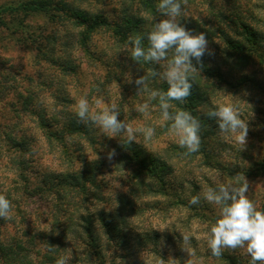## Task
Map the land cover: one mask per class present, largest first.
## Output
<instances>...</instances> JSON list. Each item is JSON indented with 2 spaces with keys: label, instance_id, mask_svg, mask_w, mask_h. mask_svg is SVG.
I'll list each match as a JSON object with an SVG mask.
<instances>
[{
  "label": "rangeland",
  "instance_id": "obj_1",
  "mask_svg": "<svg viewBox=\"0 0 264 264\" xmlns=\"http://www.w3.org/2000/svg\"><path fill=\"white\" fill-rule=\"evenodd\" d=\"M30 1L33 0H0V6ZM231 1H236L235 5L242 8L250 3L248 0H187L186 4H181V15L200 20L203 30H210L213 23L219 22L229 33L231 27L226 19ZM72 2L84 14H103L112 20L119 19L125 7L122 0ZM255 12L264 19L263 9L258 8ZM15 14L17 18L6 17L10 29L0 26V129L18 120L12 125V131L16 136L26 135L22 140L27 141L28 147L19 155L24 160L23 174L30 188L40 185L46 173L54 180L55 172L79 167L81 160L96 161L93 168L96 185H87L88 200L92 213L104 208L112 218L111 235H102L103 244H107L105 264H187L188 261L191 264H229L225 259L227 255L243 258L245 264H251V257L243 248L222 249L221 256L211 255L205 237L217 218L218 208L203 198L196 205L190 204L189 200L209 187L214 188V180L228 183L235 182L237 177H245L249 184L247 197L258 209L264 206V174L248 176L244 172L254 161L264 159V63H250L242 70L247 77L242 80L239 78L242 72L234 74L231 85L221 84L216 77L202 79L206 84L199 85L206 92L207 103L193 114L201 123V145L197 152L187 154L171 130L172 121H166L163 113L157 111L158 100L149 102L148 99L150 92L157 91V85L164 81L159 76L149 77L147 90L139 93L134 83L127 82L128 78L135 80L153 69L163 72L161 65L166 61L144 65L131 60L126 47L117 45L105 31L94 35L89 52L83 51L75 45L78 27L71 21L51 20L42 13ZM164 18L157 17L155 23ZM180 24L185 27L182 21ZM152 26L147 23L144 29ZM255 26L264 30V25ZM190 29L194 34L199 33L193 31V27ZM214 43L220 45L217 39ZM90 51H96L97 59ZM209 53L211 55L207 56ZM168 55L171 58L172 53ZM204 57L218 58L209 43ZM63 63L70 64L74 70L61 68L59 64ZM108 71L114 72L117 80L106 81L104 77ZM192 71L199 74L196 69ZM96 79L102 82L101 86L94 84ZM29 93L33 94L31 108L41 116L53 115L58 126L70 118L78 121L77 102L86 98L91 113H99L115 104L118 119L134 128H153L154 135L150 139H146L143 132H137L136 140L154 155V159L165 161L164 169L157 162L153 163L155 173L161 177L160 181H155L156 191H147V186L141 183V180L151 184L154 181L141 174L137 177L140 169L136 163L124 165L109 160L104 145L93 149L82 136L67 139V146L78 161L73 160L72 165L66 162L48 146L42 135L43 128H36L35 115L20 110ZM145 103L149 104L147 111L136 110ZM216 105H235L247 123L248 133L242 149L235 134H221L216 121L204 115ZM89 126L92 134L95 130L102 132ZM107 135L102 140H109V144L124 139V134L120 137ZM7 154L8 151L0 150V188L4 192L13 180L22 182L14 165L7 163ZM119 198H125L128 204H120ZM34 215L30 212L28 219L33 221ZM181 233L190 237L186 245Z\"/></svg>",
  "mask_w": 264,
  "mask_h": 264
},
{
  "label": "trees",
  "instance_id": "obj_2",
  "mask_svg": "<svg viewBox=\"0 0 264 264\" xmlns=\"http://www.w3.org/2000/svg\"><path fill=\"white\" fill-rule=\"evenodd\" d=\"M248 1L250 3L244 4V8L235 5L236 1H231L228 19L225 18L231 27L229 33L221 28L219 22L213 23L210 30H203L197 18L187 19L182 15L179 17V23L182 21L188 30L191 31L190 28L193 27V31H199V33L202 31L206 34L208 43L215 49L218 58L216 60L212 57L206 59L203 56L202 65L193 60L195 67L193 69L198 70L199 74L190 71L193 83L192 94L183 102L169 101L170 112L186 111L193 115L199 106L207 103L206 92L199 85L206 84L205 81L202 82V79L216 77L221 84L231 85V76L242 72L250 63H264V30L255 26L256 24L264 25V19L255 12L258 8L264 10V0ZM159 2L160 0H122L125 7L117 20L108 19L103 14H84L78 11V5L72 0H33L27 4L11 3L0 6V26L10 29L6 17L11 15L12 18H17L15 13L21 12L26 16L42 13L51 20L71 21L77 26L78 34L75 45L79 49L89 52V43L93 41L94 35L105 31L109 32L117 45L126 47L128 58L131 59L132 46L128 38L145 35L152 27L145 30L144 26L147 23L152 26L157 17H163L157 10ZM213 38L219 40L222 45L214 43ZM143 44L147 46L146 39ZM90 54L97 59L96 51H90ZM98 55L102 56V54ZM209 55L211 54H207ZM139 63L149 64L144 61ZM59 65L61 68L74 70V67L68 63ZM246 77L243 72L239 74L242 80ZM104 78L106 81L110 78L117 80L112 71H108ZM99 81L96 79L94 84L101 86L102 82ZM167 88L166 81L157 85V91H167ZM32 96L33 94L29 93L27 100L20 105V110L25 113L30 111L35 115L36 128H43L42 135L48 146L65 158L66 162L72 165L73 160L78 161V158L71 154L73 152L67 146V139L82 136L93 149L103 145L107 153L115 149L112 161L117 160V163L124 165L136 163L140 169L136 176L140 177L141 174L151 177L154 185L145 180H141V183L147 186V191H156L155 181H160L161 177L155 173L156 167L153 163L157 162L164 169L165 161L163 162L161 158L154 159V155H151L138 142H133L130 146L121 144V142L124 143V139L111 144L107 139L103 142L102 138H105L103 132L98 133L95 130L92 134L89 125L72 118L58 126L53 115L41 116L37 110L31 108ZM156 105L157 111L162 113L158 102ZM28 106L30 110H26ZM17 122L18 120L13 123ZM12 125L9 124L6 128L0 129V150L8 151L7 163L10 166L14 165L23 183L13 180L6 187L5 192L0 188V195H4L11 202L9 213L11 219L0 218V264H56V260L60 257H68V264H105L108 257L107 244H103L102 235H111L112 218L104 208L92 213L89 210L88 200L87 185H96L93 173V168L97 165L96 161L81 160L79 167L75 168L73 165L74 167L71 166L73 168L70 170L55 172L54 180L52 176L47 177L49 174L46 173L44 174L46 178L41 180L40 185L30 188L23 174L24 160L19 155L26 149V146L28 147L27 141L22 140L26 135L16 136L12 131ZM244 172L248 176L264 174V159L254 161ZM119 199L120 204H128L125 198ZM261 209H264V206ZM30 212L35 214L33 221L28 219ZM225 259L229 261V264H245L243 258L240 257L227 255Z\"/></svg>",
  "mask_w": 264,
  "mask_h": 264
},
{
  "label": "clouds",
  "instance_id": "obj_3",
  "mask_svg": "<svg viewBox=\"0 0 264 264\" xmlns=\"http://www.w3.org/2000/svg\"><path fill=\"white\" fill-rule=\"evenodd\" d=\"M182 2L186 4L187 0H160L157 10L165 18L157 21L145 35L129 36L132 60L155 64L166 61V64L161 65L164 68L163 72L153 69L135 80L130 77L127 82L134 83L138 93L147 90L149 77L159 76L161 80L167 82V91H151L148 99L149 102L158 100L164 119L172 121L171 130L178 137V145L186 149L187 154H191L200 149V120L186 111L170 112L169 101L183 102L192 94L193 83L190 71L195 68L193 60L202 65V57L208 51V39L205 33L194 34L179 23ZM145 39L146 47L143 44ZM170 52L171 58L168 55ZM148 107L149 104L145 103L136 110L144 113ZM76 115L80 123L95 126L109 137H120L124 134V143L120 140L124 146L137 142V132H143L145 138L150 139L155 131L151 127L134 128L118 119L119 111L115 104L99 113H91L86 98L77 102ZM204 115L216 121L221 134H235L234 138L241 149L244 147L248 125L241 118L235 105H216ZM114 155L115 149H112L107 154V159L111 160ZM214 183L216 185L214 188L209 187L189 200L190 204L196 205L203 198L207 203L218 208L217 218L205 237L211 255L221 256L222 249L243 248L251 257V264H264V209H258L257 205L247 197L248 181L245 177H237L235 182L224 183L214 180ZM10 209L11 202L4 195H0V218L10 220ZM181 234L186 245L190 237ZM183 249L187 251V248L183 247ZM68 259V257H60L56 260V264H68ZM187 264H191V261Z\"/></svg>",
  "mask_w": 264,
  "mask_h": 264
}]
</instances>
